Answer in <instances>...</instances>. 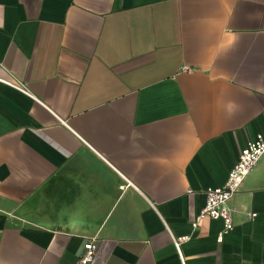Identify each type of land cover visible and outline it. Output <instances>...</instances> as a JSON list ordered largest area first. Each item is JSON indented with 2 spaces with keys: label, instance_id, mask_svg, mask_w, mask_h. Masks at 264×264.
Here are the masks:
<instances>
[{
  "label": "crops",
  "instance_id": "crops-1",
  "mask_svg": "<svg viewBox=\"0 0 264 264\" xmlns=\"http://www.w3.org/2000/svg\"><path fill=\"white\" fill-rule=\"evenodd\" d=\"M257 134L264 0H0V264H264Z\"/></svg>",
  "mask_w": 264,
  "mask_h": 264
},
{
  "label": "built area",
  "instance_id": "built-area-1",
  "mask_svg": "<svg viewBox=\"0 0 264 264\" xmlns=\"http://www.w3.org/2000/svg\"><path fill=\"white\" fill-rule=\"evenodd\" d=\"M183 70L192 71L187 66ZM264 156V138L257 134L254 138L246 141L241 149L238 159L228 172L225 183L220 187H208L205 189L204 205L199 211L196 220L192 223L196 227L197 221L203 218L215 220L221 219L223 229L217 235V241H221L225 233L232 230L234 226L233 213L234 206L231 205L235 194L241 188L246 175L256 166L259 159ZM255 214H251L254 217ZM187 239L182 237L181 240ZM179 239L174 241L176 248L179 250ZM96 243L94 240H88L83 245V251L78 259V264H88L95 252Z\"/></svg>",
  "mask_w": 264,
  "mask_h": 264
}]
</instances>
